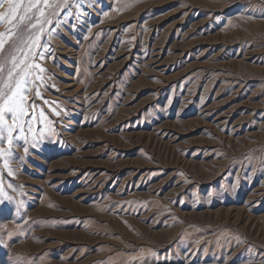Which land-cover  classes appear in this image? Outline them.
<instances>
[{"label": "rangeland", "instance_id": "obj_1", "mask_svg": "<svg viewBox=\"0 0 264 264\" xmlns=\"http://www.w3.org/2000/svg\"><path fill=\"white\" fill-rule=\"evenodd\" d=\"M50 5L0 264H264V0Z\"/></svg>", "mask_w": 264, "mask_h": 264}, {"label": "snow or ice", "instance_id": "obj_2", "mask_svg": "<svg viewBox=\"0 0 264 264\" xmlns=\"http://www.w3.org/2000/svg\"><path fill=\"white\" fill-rule=\"evenodd\" d=\"M5 5L7 10L0 12V24L7 23L9 27L0 32V140L4 139L6 132L11 144L14 130L19 129L23 135L24 117L28 115V108L33 107L27 105L26 93L32 83L30 77L36 74V78L42 80L43 77L38 73L46 71L31 61L33 50L40 40V33L43 32L38 17H43L45 7L51 5L50 0H0V8ZM33 19L36 23H32ZM37 25H40L39 30L32 33L31 30L36 29ZM25 32L30 34L26 37ZM36 94L39 95V92ZM9 116L12 123L8 122ZM25 151L28 149L25 148ZM0 154H3L2 149ZM0 196H3L2 189Z\"/></svg>", "mask_w": 264, "mask_h": 264}]
</instances>
